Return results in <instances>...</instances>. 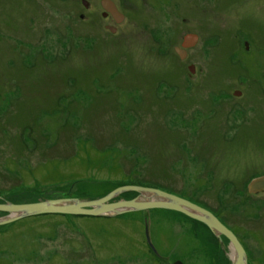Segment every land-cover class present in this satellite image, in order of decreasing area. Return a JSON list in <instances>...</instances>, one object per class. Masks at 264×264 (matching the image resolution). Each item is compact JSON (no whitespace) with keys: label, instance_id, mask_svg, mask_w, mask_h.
<instances>
[{"label":"rangeland","instance_id":"rangeland-1","mask_svg":"<svg viewBox=\"0 0 264 264\" xmlns=\"http://www.w3.org/2000/svg\"><path fill=\"white\" fill-rule=\"evenodd\" d=\"M100 1L0 0V204L160 189L213 213L248 264H264V194L247 191L264 175V0H112L118 26ZM190 34L199 43L181 60ZM233 253L164 209L0 226V264H234Z\"/></svg>","mask_w":264,"mask_h":264},{"label":"water","instance_id":"water-1","mask_svg":"<svg viewBox=\"0 0 264 264\" xmlns=\"http://www.w3.org/2000/svg\"><path fill=\"white\" fill-rule=\"evenodd\" d=\"M83 4L88 7L87 1H84ZM102 6L106 11L112 13L118 23H121L124 20V15L119 12L116 4L112 0H103ZM110 29L112 32L114 31V29ZM198 41L199 37L197 35L190 34L184 38L182 48L176 47L175 51L181 59L185 60L188 54L186 49L193 48L198 44ZM189 70L191 73H194L195 67H190ZM239 94L241 93L236 92V95ZM247 190L250 194L264 193V175L254 178L248 184ZM130 191L139 193L141 198L144 199L139 198L131 201H115L110 203L111 200L120 196L122 193ZM153 209L177 211L204 223L211 230L220 235H224L230 241L235 253L234 264H248L246 250L237 235L220 222L213 213L177 195L155 188L138 186H130L128 188L118 187L106 197L89 201L77 198H62L27 204L2 203L0 204V212L8 213V217L0 219V226L13 224L25 218L42 215L116 217L127 212ZM147 228L148 227H146L147 239L150 246L153 248ZM174 264L184 263L178 260Z\"/></svg>","mask_w":264,"mask_h":264},{"label":"flooded vegetation","instance_id":"flooded-vegetation-1","mask_svg":"<svg viewBox=\"0 0 264 264\" xmlns=\"http://www.w3.org/2000/svg\"><path fill=\"white\" fill-rule=\"evenodd\" d=\"M102 1L103 0H101L100 1V4H101V6H102ZM116 4V3H115ZM116 6H117V8H118V10H119V12L121 13V14H123V12L120 10V8H119V6L116 4ZM88 7H89V3H88ZM88 7H86V8H88ZM102 9H103V13H102V17L104 18V19H106V20H108V19H112L113 20V22L118 26V25H120L122 22H124V20L126 19V16H125V14H123L124 15V20L121 22V23H118L117 21H116V19L114 18V16L112 15V13H110V12H108V11H106L104 8H103V6H102ZM112 28V29H114V31L112 32V30L110 29V28ZM106 29L110 32V33H112V34H116L117 33V31H118V28L116 27V26H114V25H107L106 26ZM184 42V41H183ZM247 45H248V43H247ZM176 47H179V46H176ZM175 47V48H176ZM174 48V49H175ZM179 48H182V45L179 47ZM247 48V47H246ZM191 49V48H190ZM187 50V52H188V50L189 49H186ZM176 52V51H175ZM177 54V53H176ZM178 55V54H177ZM188 55L189 54H187V57H186V59L188 58ZM179 56V55H178ZM179 58H180V56H179ZM181 59V58H180ZM185 59V60H186ZM181 60H183V59H181ZM260 177V176H259ZM248 191V190H247ZM249 193V192H248ZM250 194V193H249ZM260 194H264V193H260ZM260 194H250V195H260ZM200 207V206H199ZM183 214V213H182ZM184 215V214H183ZM209 228V227H208ZM210 229V228H209ZM211 230V229H210ZM212 231V233H215L216 234V236L219 238V237H221V235H219L218 233H216V232H214L213 230H211ZM234 232V231H233ZM235 233V232H234ZM236 234V233H235ZM240 240V239H239ZM241 242V241H240ZM148 243V242H147ZM152 243H153V246L155 247V249L157 250L158 249V245L157 244H155V242L154 241H152ZM149 245V244H148ZM149 247H150V245H149ZM150 249H151V253L153 254V256H154V258H156V259H163V255L158 251V252H155L154 250H153V248H151L150 247ZM233 249V248H232ZM234 255H235V253H234ZM180 261V260H179ZM176 262V261H175Z\"/></svg>","mask_w":264,"mask_h":264},{"label":"bare ground","instance_id":"bare-ground-1","mask_svg":"<svg viewBox=\"0 0 264 264\" xmlns=\"http://www.w3.org/2000/svg\"><path fill=\"white\" fill-rule=\"evenodd\" d=\"M198 43H199V41H198ZM197 45H198V44H196L194 47H196ZM194 47H193V48H194ZM193 48H192V49H193ZM233 254H234V253H233ZM234 258H235V255H234Z\"/></svg>","mask_w":264,"mask_h":264},{"label":"trees","instance_id":"trees-1","mask_svg":"<svg viewBox=\"0 0 264 264\" xmlns=\"http://www.w3.org/2000/svg\"><path fill=\"white\" fill-rule=\"evenodd\" d=\"M84 5V4H83ZM85 6V5H84ZM86 7V6H85Z\"/></svg>","mask_w":264,"mask_h":264}]
</instances>
